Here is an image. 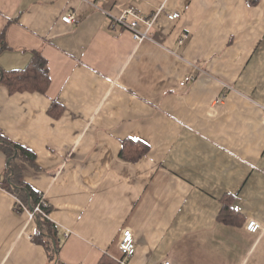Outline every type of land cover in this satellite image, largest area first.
Masks as SVG:
<instances>
[{
    "label": "crops",
    "instance_id": "obj_1",
    "mask_svg": "<svg viewBox=\"0 0 264 264\" xmlns=\"http://www.w3.org/2000/svg\"><path fill=\"white\" fill-rule=\"evenodd\" d=\"M128 8L148 40L114 22ZM1 40L0 77L47 61L45 93L0 83V136L32 157L12 166L59 250L0 148V264H264V0H0Z\"/></svg>",
    "mask_w": 264,
    "mask_h": 264
},
{
    "label": "trees",
    "instance_id": "obj_2",
    "mask_svg": "<svg viewBox=\"0 0 264 264\" xmlns=\"http://www.w3.org/2000/svg\"><path fill=\"white\" fill-rule=\"evenodd\" d=\"M5 48L6 44L4 40H1L0 51L4 50ZM0 83L5 84L7 87H9L11 93H45L50 85V75L47 61L40 53H37L32 63L25 70L3 72L0 77ZM0 148L3 150L5 149V151H7V153L10 155V163L7 169L9 178L7 182V188L10 191L14 192L22 200V202H24L25 206L28 205L31 207V209L35 208L40 202H42V197H40L38 193H36L22 181L19 173L17 172V168L12 166L11 162L14 159H23L24 161H27L29 159L31 160L32 157H30V154L26 149L5 140L2 136H0ZM124 154L125 153H123V155ZM143 155L144 152L138 154V156L136 157H132L131 160L135 161L138 158H141ZM44 209L45 211L48 209L49 212V208L46 209L44 207ZM236 216L237 212L233 208H230V206L225 204L223 214L221 216L223 222L227 224L234 223L236 220ZM35 218L36 220H38L39 226V232L35 237V241L45 246L46 244H48L47 240H51L53 242L55 241V244L57 246L55 248H52V251L54 253L52 255L53 258H57L59 246L56 229L54 228L53 224L43 215L37 214Z\"/></svg>",
    "mask_w": 264,
    "mask_h": 264
},
{
    "label": "built area",
    "instance_id": "obj_3",
    "mask_svg": "<svg viewBox=\"0 0 264 264\" xmlns=\"http://www.w3.org/2000/svg\"><path fill=\"white\" fill-rule=\"evenodd\" d=\"M107 1V0H102ZM162 10H159L158 14L161 13ZM157 14V15H158ZM168 19L171 21H175L180 19L181 14L178 12H172L168 14ZM63 21L67 24H72L74 22V18L71 16L63 17ZM114 22L116 24L121 25L126 30L130 31L133 35V38L138 43H142L145 40L149 39V33L154 26L155 18H150L145 16L144 14L140 13L138 10L134 8L126 9L120 16L114 18ZM145 24L147 26L146 32H142L139 29L140 24ZM188 36H186L187 38ZM23 207L24 211H27L31 218H35L37 214H41L44 217L48 218V215L45 212L44 207H47L44 201L40 202L35 208L29 209L27 206L20 203ZM247 230L251 233H258L259 231L263 230V226L258 222L252 221L248 224ZM120 250L123 254L124 259L131 258L136 253V242L133 233L130 230H127L123 234V238L120 244ZM122 263L124 264L125 261L123 260ZM169 264V263H165Z\"/></svg>",
    "mask_w": 264,
    "mask_h": 264
}]
</instances>
